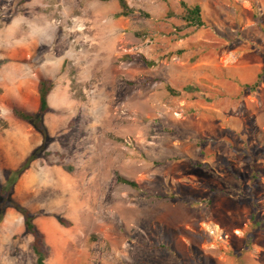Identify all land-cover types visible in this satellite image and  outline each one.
<instances>
[{"label": "rangeland", "instance_id": "obj_1", "mask_svg": "<svg viewBox=\"0 0 264 264\" xmlns=\"http://www.w3.org/2000/svg\"><path fill=\"white\" fill-rule=\"evenodd\" d=\"M126 1L0 0V187L43 144L13 109L36 111L50 80V155L13 196L47 264H264V78L246 87L264 0ZM32 242L7 209L0 264H34Z\"/></svg>", "mask_w": 264, "mask_h": 264}, {"label": "trees", "instance_id": "obj_2", "mask_svg": "<svg viewBox=\"0 0 264 264\" xmlns=\"http://www.w3.org/2000/svg\"><path fill=\"white\" fill-rule=\"evenodd\" d=\"M121 8V12L118 16H129L133 11L129 7L126 0H118ZM183 8L182 20L188 27H205L206 20L203 14L202 7L200 5L189 6L184 2H181ZM264 78V69L257 76L255 83L250 87L252 90H256L262 83ZM54 88V84L50 80H43L39 84V106L36 111L28 112L20 108L13 109V115L18 120L30 124L43 138V144L34 150L26 159V161L16 170L5 172V182L0 187V224L4 219V215L7 209L12 208L20 213L24 218L25 233L33 237L31 244V251L35 256L34 264H47L49 258L50 248L45 242L44 234L39 230L35 219L38 214L32 213L27 207L18 203L14 198L15 184L30 167L31 163L37 159L44 158L50 155L47 151V147L51 143L52 139L49 136L47 127L44 123L45 116L50 112L49 96ZM68 172H72V168L64 167ZM117 181L122 184L129 185L133 188H137L136 182L128 180L124 177L118 176ZM58 222L64 226L69 227L71 224L69 221L58 218Z\"/></svg>", "mask_w": 264, "mask_h": 264}]
</instances>
